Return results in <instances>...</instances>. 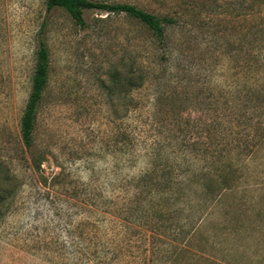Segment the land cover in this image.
Here are the masks:
<instances>
[{
    "label": "rangeland",
    "instance_id": "rangeland-1",
    "mask_svg": "<svg viewBox=\"0 0 264 264\" xmlns=\"http://www.w3.org/2000/svg\"><path fill=\"white\" fill-rule=\"evenodd\" d=\"M90 1L172 23L160 42L126 14L87 10L81 27L46 0H0V178L20 179L0 264H264V136L233 191L207 202L204 191L223 109L239 106L251 136L264 129V0ZM44 23L50 77L28 150L21 122ZM129 60L145 73L133 100L113 77ZM165 172L174 183L160 197Z\"/></svg>",
    "mask_w": 264,
    "mask_h": 264
},
{
    "label": "trees",
    "instance_id": "trees-1",
    "mask_svg": "<svg viewBox=\"0 0 264 264\" xmlns=\"http://www.w3.org/2000/svg\"><path fill=\"white\" fill-rule=\"evenodd\" d=\"M46 3L49 11L55 8L66 10L81 27H86L84 12L87 10L96 9L113 14H126L144 23L160 42H164L166 24L172 23V20L159 18L131 4H107L90 0H46ZM45 30L46 23L42 25L38 34L37 61L33 86L21 122L22 140L24 146L28 150H31L34 146V131L38 112L50 77V54L44 37ZM114 72L113 77L117 83L122 81V79L124 80V96L133 100L131 95L132 92L140 89L145 82V73L142 67L135 65L129 60V64L124 65L123 78L119 69H116ZM238 108L232 105L227 108L228 110L223 109L220 116L221 123L218 124L217 128L213 127L209 130V139L204 151V160L207 164L206 171L208 170L207 168L211 167L208 170L209 173L205 176V179H209L210 181L207 182L204 187L207 196L206 202L209 199L213 201L218 195H222L223 192L233 191L237 187L236 181L239 182L241 177L240 164H243V162L254 153L257 146L263 140L264 129L258 128L257 134L251 136L250 124H248V121H243L241 117L240 119L235 117ZM229 115H231V120H226L225 118ZM248 120L250 121L251 118H248ZM125 140L127 145H134L133 141H135V138L132 133L125 135ZM157 146L158 145H156V148H152V155L150 156L151 162L155 163L154 165H156L162 157ZM42 164L43 159L41 157H33L31 160L32 168L35 171L39 170ZM2 166L3 165H0V167ZM155 170L157 171L158 169ZM168 174L172 173L165 172L159 175L162 181L159 183L161 188L157 190V194L160 197L168 196L164 194L168 193L167 190H169L174 183L173 176ZM19 180L20 179L16 175L10 173H4L0 178V220L6 215V211L4 210L5 202L8 198L14 196L18 190L17 187H13V183L19 182ZM170 193L172 192L170 191ZM172 195L176 197V200L179 199L176 193ZM57 242L58 245H61V242ZM113 255L118 256L116 252ZM117 258L118 257H116L115 260H117Z\"/></svg>",
    "mask_w": 264,
    "mask_h": 264
}]
</instances>
